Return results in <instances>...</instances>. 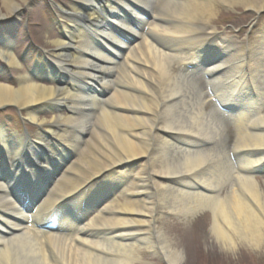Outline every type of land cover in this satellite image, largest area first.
<instances>
[{
	"label": "bare ground",
	"instance_id": "6f19581e",
	"mask_svg": "<svg viewBox=\"0 0 264 264\" xmlns=\"http://www.w3.org/2000/svg\"><path fill=\"white\" fill-rule=\"evenodd\" d=\"M0 3L3 20L27 0ZM224 4L264 10V0L55 3L54 48L31 75L0 81V106L39 129L32 140L0 124V264H137L144 251L180 264L158 220L205 210L220 247L260 248L264 24L240 44L201 25ZM0 60L19 67L2 33ZM50 222L65 232L41 228Z\"/></svg>",
	"mask_w": 264,
	"mask_h": 264
},
{
	"label": "rangeland",
	"instance_id": "374dc122",
	"mask_svg": "<svg viewBox=\"0 0 264 264\" xmlns=\"http://www.w3.org/2000/svg\"><path fill=\"white\" fill-rule=\"evenodd\" d=\"M54 3L68 7L70 0H27L26 7L18 16L0 20V31L11 36L14 53L19 59V67L6 66L0 60L1 82L12 83L14 78L20 74L29 73V68L32 67L37 55L50 52L54 48L51 41L61 36L64 24L61 19L63 12L59 11ZM217 9L213 20L201 25L220 32L221 35H237V43L246 36L254 35L257 29L264 24V10L259 14H254L240 6L232 8L227 4L219 5ZM199 30L200 28H196V31ZM59 111L67 112L61 108ZM52 114L54 113L48 108H41L39 111V117L46 120ZM0 124L7 127L9 133L11 131L22 134L27 132L32 139L39 131L35 124L24 119L23 110L14 104L0 106ZM257 179L263 186L264 175L258 176ZM210 217V212L205 210L188 220L173 216H163L158 220V226L162 228L164 234L175 247L183 252L180 264H264V240L258 250L238 244L233 251H227L211 237ZM142 257L143 261L137 264H165L163 260L146 251Z\"/></svg>",
	"mask_w": 264,
	"mask_h": 264
}]
</instances>
